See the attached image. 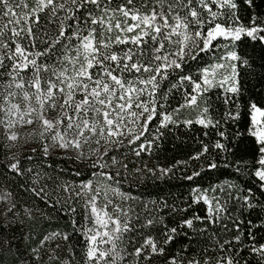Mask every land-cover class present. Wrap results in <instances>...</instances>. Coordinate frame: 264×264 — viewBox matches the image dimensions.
I'll return each instance as SVG.
<instances>
[{
  "label": "snow or ice",
  "instance_id": "snow-or-ice-1",
  "mask_svg": "<svg viewBox=\"0 0 264 264\" xmlns=\"http://www.w3.org/2000/svg\"><path fill=\"white\" fill-rule=\"evenodd\" d=\"M261 3L0 0V264H264Z\"/></svg>",
  "mask_w": 264,
  "mask_h": 264
},
{
  "label": "trees",
  "instance_id": "trees-1",
  "mask_svg": "<svg viewBox=\"0 0 264 264\" xmlns=\"http://www.w3.org/2000/svg\"><path fill=\"white\" fill-rule=\"evenodd\" d=\"M260 3V0H257ZM261 9H264V3H261ZM250 56L257 58V63H260L259 57L264 54L261 52L259 45L256 46L255 51L252 48H248ZM256 71H261L256 69ZM200 135L198 129H174L172 133L168 134L160 146V151L156 154V157L152 160L153 164L168 165L174 163L176 160L186 159L188 154L193 152L197 147L194 136ZM2 147V146H0ZM181 172L178 170L176 178L160 180H148L140 189L138 194L143 195L145 199H156L159 197H167L170 200L176 197H187L189 192V182L180 179ZM217 178L215 176H204L200 179V184L206 186L208 183L215 182ZM59 226L64 227L65 222L59 221ZM15 250L13 249V252ZM14 255L8 253L4 256L2 264H12Z\"/></svg>",
  "mask_w": 264,
  "mask_h": 264
}]
</instances>
